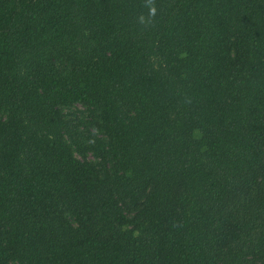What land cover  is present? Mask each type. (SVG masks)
Segmentation results:
<instances>
[{"label": "trees", "instance_id": "16d2710c", "mask_svg": "<svg viewBox=\"0 0 264 264\" xmlns=\"http://www.w3.org/2000/svg\"><path fill=\"white\" fill-rule=\"evenodd\" d=\"M0 264H264V0H0Z\"/></svg>", "mask_w": 264, "mask_h": 264}]
</instances>
